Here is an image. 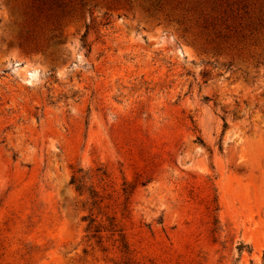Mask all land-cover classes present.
I'll return each mask as SVG.
<instances>
[{"label":"rangeland","instance_id":"1","mask_svg":"<svg viewBox=\"0 0 264 264\" xmlns=\"http://www.w3.org/2000/svg\"><path fill=\"white\" fill-rule=\"evenodd\" d=\"M128 262L264 264V0H0V264Z\"/></svg>","mask_w":264,"mask_h":264},{"label":"trees","instance_id":"2","mask_svg":"<svg viewBox=\"0 0 264 264\" xmlns=\"http://www.w3.org/2000/svg\"><path fill=\"white\" fill-rule=\"evenodd\" d=\"M226 126V125H224ZM200 139V137H199ZM202 141V139H200ZM78 172H83L82 169H79ZM89 178L87 173L80 174V175H74L71 179V183L75 185V188L78 192L83 193L85 191H89L90 197L93 199L92 204H98L97 195L96 193L91 189V187H87V181L86 179ZM93 220L91 219L89 223V227L92 224ZM109 231L112 232V234L118 235V241L121 243V250L124 253H128V245L126 242V236L123 232L122 228H119L117 224L114 223V220L111 218L109 219ZM101 226L95 227V232H100ZM239 251H242V247H239ZM128 264H134L133 262H128Z\"/></svg>","mask_w":264,"mask_h":264}]
</instances>
